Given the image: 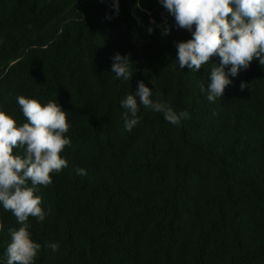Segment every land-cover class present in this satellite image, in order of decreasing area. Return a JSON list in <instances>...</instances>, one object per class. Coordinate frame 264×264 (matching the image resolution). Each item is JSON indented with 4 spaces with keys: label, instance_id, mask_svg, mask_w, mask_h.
Listing matches in <instances>:
<instances>
[{
    "label": "trees",
    "instance_id": "1",
    "mask_svg": "<svg viewBox=\"0 0 264 264\" xmlns=\"http://www.w3.org/2000/svg\"><path fill=\"white\" fill-rule=\"evenodd\" d=\"M188 39L159 0H120L118 15L112 0H0V110L22 125L19 96L56 101L71 125L68 167L36 193L45 219L27 221L34 264H264V66L254 60L209 102L200 85L213 64L176 61ZM117 52L131 80L112 73ZM139 81L190 118L176 126L140 105L128 131L120 102ZM0 224L6 264L20 225L2 205Z\"/></svg>",
    "mask_w": 264,
    "mask_h": 264
},
{
    "label": "clouds",
    "instance_id": "2",
    "mask_svg": "<svg viewBox=\"0 0 264 264\" xmlns=\"http://www.w3.org/2000/svg\"><path fill=\"white\" fill-rule=\"evenodd\" d=\"M104 2V0H101ZM120 0H112L116 14ZM166 11L174 17L177 29L191 33V39L175 43L176 61L181 69L199 71L203 65L212 63L210 83L200 91L209 102L221 98L230 77H236L241 69H248L254 60L264 66V0H159ZM111 19V17H107ZM150 23H155L151 21ZM164 28L163 34L169 32ZM148 33L153 29L149 27ZM219 63H213V58ZM111 71L117 79L131 80L133 66L129 56L114 54ZM227 69V70H226ZM247 85H240L243 91ZM151 88L143 81L138 82L135 94L121 100L125 127L131 131L140 117V105L155 112H162L169 123L179 126L189 119L187 111L177 113L167 103L154 102ZM139 97V101L137 98ZM27 122L18 125L16 120L0 110V205L9 211L20 225L10 229L6 264H34L41 245L32 239L27 223L30 217L38 222L45 219L42 198L36 193L39 188L53 183V174L68 167L62 156L71 139L66 135L71 127L67 113L56 101L42 104L39 100L19 96L17 98ZM215 115V113H213ZM22 150L23 155L15 150ZM77 175L86 176L83 168L76 169ZM3 225L0 224V230ZM53 252L59 250L58 243L49 245Z\"/></svg>",
    "mask_w": 264,
    "mask_h": 264
}]
</instances>
